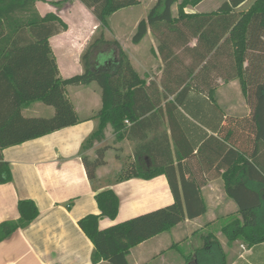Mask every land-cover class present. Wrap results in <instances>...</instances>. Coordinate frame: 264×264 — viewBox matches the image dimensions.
Returning a JSON list of instances; mask_svg holds the SVG:
<instances>
[{"label":"crops","instance_id":"0c3cea01","mask_svg":"<svg viewBox=\"0 0 264 264\" xmlns=\"http://www.w3.org/2000/svg\"><path fill=\"white\" fill-rule=\"evenodd\" d=\"M58 1L62 0L37 1L35 7L41 17L52 14L67 25V30L48 40L61 79L84 72L81 57L102 34L104 41L118 42L143 85L134 96L133 120L124 121L119 140L107 124L100 139L85 145L99 127L97 115L102 108L101 89L91 83L65 89L78 118L77 124L2 151L12 180L0 184V223L18 219L20 200L33 201L38 216L28 227L17 230L0 243V264H92L94 247L78 222L99 213L94 199L98 192L112 190L119 200L117 216L113 220H99L100 230L174 203L165 174L117 182L118 175L129 165L144 175L156 169L169 171L180 191L184 183L204 184L199 193L206 208L204 215L185 219L170 231L132 248L127 257L129 264H185L182 254L188 256L200 248L203 241L200 245L195 236L210 227L219 228L217 234L211 230L208 235L220 243L226 264H264V242L250 248L239 241L228 244L220 233L221 227L230 220L240 219L227 184L245 183L249 188H259L244 163L252 164L257 171L263 169L260 174L264 175V143L259 145V152L255 154L257 161L253 164L244 153L221 138L226 118L244 119L250 116V110L242 94L241 106L225 108L219 90L226 85L238 91V78L223 79L219 59L212 58L211 64L204 66L207 60L202 57L211 43L204 39L198 42V37L210 31L214 36V31L219 32V21L215 26L214 17L178 20L172 15L171 25L149 29L134 44L132 37L137 25L147 15L136 20L122 37L118 29L126 21L116 19L115 32L110 25L119 12L128 8L121 9L109 17L108 28L96 37L99 23L82 3L72 0L61 8L49 4ZM184 13L210 12L187 8ZM215 50L207 58L213 57ZM116 55L114 45H99L90 57V69L103 70ZM184 87L187 90L176 101ZM21 114L25 118H50L54 109L35 102L24 106ZM238 127L237 121L231 122L225 134L236 136ZM243 132L244 145L249 143L245 149L253 153L254 146L249 141L252 134ZM104 147V164L96 168V181L92 184L82 158L93 160L96 151ZM179 243H186L185 251H180Z\"/></svg>","mask_w":264,"mask_h":264},{"label":"trees","instance_id":"16d2710c","mask_svg":"<svg viewBox=\"0 0 264 264\" xmlns=\"http://www.w3.org/2000/svg\"><path fill=\"white\" fill-rule=\"evenodd\" d=\"M37 1L43 0H0V184L12 180L9 165L2 158L4 149L41 138L79 122L66 97V87L96 83L101 89L102 108L97 115L100 124L85 141L87 146L102 137L107 124L112 126L116 139L121 138L124 121L133 120L134 96L143 85L118 42L104 41L102 34L88 46L81 57L84 72L61 79L48 40L67 30V25L52 14L41 17L35 7ZM71 1L62 0L49 4L59 8ZM78 1L92 13L99 28L106 27L109 17L115 12L139 4V0ZM200 1L202 0H182L177 18L214 17L215 26L216 21H219V32L214 31V36L210 31L209 34L198 37V42L204 39L211 43V47L202 57V60H207L204 66L211 64L212 58L215 61L219 59L222 78L239 79L250 110L247 118H226L220 133L221 138L256 164L255 154L259 152V145L264 143V0H253L245 12L238 8L248 0H225L210 13L186 14L182 11L183 7L196 5ZM176 2L177 0H157L146 19L138 23L132 42L139 43L149 29L159 30L162 26L171 25L172 8ZM208 28H211V23ZM99 45H114L117 55L114 60L106 63L108 66L103 70H91L90 57ZM214 48L216 50L213 57L207 58ZM186 90L184 87L179 92L176 101ZM35 102L52 107L53 116L23 117V107ZM233 121L238 123V133L229 137L225 131ZM242 130L252 134L249 141L254 146L253 153L245 149L249 143L244 145L243 138L246 139V136ZM105 150V147L98 149L93 160L82 158L87 178L92 184L96 181V168L104 164ZM244 165L259 188H249L245 183L227 184V192L237 204L240 219L235 217L230 220L221 227L220 233L226 237L228 244L239 241L250 248L264 242V175L260 174L263 169L257 171L252 164ZM160 174H165L168 179L174 203L104 230L98 228V222L104 218L115 219L119 200L112 190H104L95 195L99 213L88 215L78 222L79 228L93 244L92 264L101 261L109 264H129L127 257L132 248L170 231L185 219L192 220L205 214L206 208L199 193L204 184L184 183L180 191L173 175L165 169H156L144 175L129 165L121 171L116 181L150 179ZM17 211V220L0 223V243L17 230L28 227L38 216V209L31 200L18 201ZM203 243V247L195 249L190 255L182 254L185 264H226L220 243L212 235L204 237Z\"/></svg>","mask_w":264,"mask_h":264},{"label":"rangeland","instance_id":"374dc122","mask_svg":"<svg viewBox=\"0 0 264 264\" xmlns=\"http://www.w3.org/2000/svg\"><path fill=\"white\" fill-rule=\"evenodd\" d=\"M157 0H140L139 1V5L135 6V7H131L128 9H125L123 12H119L116 16L115 19H113L110 23L112 29H114V32L116 31L117 28V24L116 21H126L125 23H123V25H121V30L118 29V33L119 35H121L122 37L125 36L126 32H129V30H131V26L134 24V22L136 20H140L141 18H145V16L147 15V13L149 12L150 8H152ZM225 0H202L200 1L198 4L196 5H187L185 7L182 8V11L184 12L187 8L188 9H196L198 11H204V12H211L213 10H215L220 4H222ZM182 2V0H177L176 4L173 6L172 8V14L174 16H177V12H178V8L180 3ZM253 0H248L242 7H239V11L241 12H245L247 11L250 6L252 5ZM64 5L60 6L59 8L63 7ZM79 20V17L76 16V20ZM117 19V20H116ZM76 23V22H75ZM116 23V24H115ZM108 27H100L98 28V30L96 31V37H99V35L101 33H104L106 31ZM135 34V33H134ZM94 55V54H93ZM250 55H256V54H250ZM94 57V56H93ZM65 60L67 59L66 57H63ZM239 81V79H238ZM239 87H238V91L237 90H233L232 88H230L229 86L223 85L220 88V101L222 102V105L225 108L230 109L232 106H234L235 104H240L242 103V95H245L242 91V87L240 84V81L238 83ZM242 94V95H241ZM212 229H202L200 230L197 234H196V239L197 241H199V244L201 245V241H203V238L206 237L208 235V233L211 232L214 234L218 233L219 228L218 227H210ZM226 238V237H225ZM224 239V238H223ZM222 239V240H223ZM185 245L186 243H179V249L180 251H185ZM201 247H203V242Z\"/></svg>","mask_w":264,"mask_h":264}]
</instances>
